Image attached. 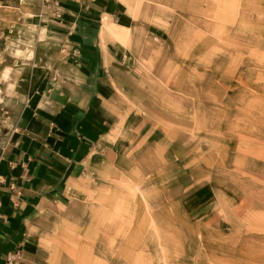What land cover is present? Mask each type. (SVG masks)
Masks as SVG:
<instances>
[{"label":"crops","instance_id":"1","mask_svg":"<svg viewBox=\"0 0 264 264\" xmlns=\"http://www.w3.org/2000/svg\"><path fill=\"white\" fill-rule=\"evenodd\" d=\"M186 2L58 0L26 64L4 68L15 114L0 137V264H135L132 238L155 224L164 236L170 205L200 234L255 206L186 185L154 104L147 80L171 62Z\"/></svg>","mask_w":264,"mask_h":264},{"label":"rangeland","instance_id":"2","mask_svg":"<svg viewBox=\"0 0 264 264\" xmlns=\"http://www.w3.org/2000/svg\"><path fill=\"white\" fill-rule=\"evenodd\" d=\"M57 1L0 0V137L15 114L5 107L13 77L4 68L12 74L26 64L33 39L48 33L45 16L58 18ZM186 1L171 62L147 80L154 104L169 118L186 185L216 186L223 198L246 197L255 206L235 228L201 223L200 234L190 218L179 229L170 205L164 236L155 224L153 237L132 238L135 264H264V0Z\"/></svg>","mask_w":264,"mask_h":264}]
</instances>
